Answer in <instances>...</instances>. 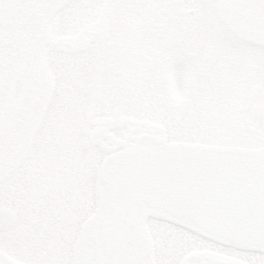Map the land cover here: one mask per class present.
<instances>
[{
	"label": "snow or ice",
	"instance_id": "snow-or-ice-1",
	"mask_svg": "<svg viewBox=\"0 0 264 264\" xmlns=\"http://www.w3.org/2000/svg\"><path fill=\"white\" fill-rule=\"evenodd\" d=\"M0 264H264V0H0Z\"/></svg>",
	"mask_w": 264,
	"mask_h": 264
}]
</instances>
